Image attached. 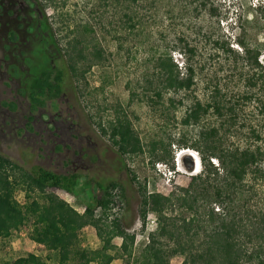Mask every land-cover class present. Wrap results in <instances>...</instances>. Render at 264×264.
<instances>
[{
    "label": "trees",
    "instance_id": "1",
    "mask_svg": "<svg viewBox=\"0 0 264 264\" xmlns=\"http://www.w3.org/2000/svg\"><path fill=\"white\" fill-rule=\"evenodd\" d=\"M67 1L42 0L46 7ZM261 4L264 9V0ZM157 11L155 0H72L67 7H61L57 13L61 16V25L56 34L68 31L61 40L67 43V65L73 78L88 82L87 72L109 60L107 45L101 43L95 25L111 32L119 46L118 55L131 59L144 46L132 41L159 16ZM90 19L94 20L93 24ZM90 30L95 33L94 37L87 35ZM179 38L184 44L180 50L185 57L186 72L179 68L171 49L150 45L153 52L143 60L144 77L137 81L138 84L145 81L143 93L155 103L154 107L164 104L165 95L170 92L183 95L179 101L173 96L169 98L174 108L185 105L180 124L174 128L177 130H168L172 119L164 110L168 121L163 123L160 137L151 141V147L146 145L124 105L98 101L99 93L94 100L96 93L87 91L92 95L87 99L90 119L123 156L146 155L154 167L164 162L174 171L177 167L174 147L193 148L202 158V169L192 175L190 183L178 185L169 193L150 190L148 179L142 183L133 174L132 180L138 184L140 194V230H146L150 215L159 222L156 231L150 232L138 264H168L174 258H179L180 264H264L262 48L260 44L239 39L243 52L234 60L248 90L238 97L223 98L221 81L209 77L205 78V84L213 85V98L185 104L200 83L205 63L197 60L198 46L190 44L185 36ZM215 44L226 56H231L233 49L229 44L222 45L220 41ZM112 53L109 55L113 56ZM63 81L64 70H44L31 84L33 103L41 106L47 100L60 97ZM134 84L135 81H130L129 86L135 95L138 88ZM254 87H258V92L254 93ZM253 99L259 116L256 123L247 121L252 116L242 105V101ZM214 115L222 120L220 126L213 123ZM248 126L249 133L241 130ZM231 132L247 135V143H240V137L232 139ZM80 186L77 173H58L43 167L30 171L0 153V238L11 237L30 226L33 240L46 245L47 251L45 255L28 253L2 258L0 264H113L116 257L110 246L116 242L118 229L124 232L120 249L126 255V264H131L138 233L124 225V187L115 181L107 185L97 183L83 211L67 204L54 190L77 194ZM217 205H220L218 210ZM117 207L118 213L112 217ZM89 227L96 231L103 244L99 260L93 259L83 245Z\"/></svg>",
    "mask_w": 264,
    "mask_h": 264
},
{
    "label": "rangeland",
    "instance_id": "2",
    "mask_svg": "<svg viewBox=\"0 0 264 264\" xmlns=\"http://www.w3.org/2000/svg\"><path fill=\"white\" fill-rule=\"evenodd\" d=\"M70 1L72 0L46 7L42 0H36L44 12V17L39 18L36 15L34 26L29 28L31 32L18 30L19 41L16 46L13 49H5L2 53L0 153L30 171L43 167L58 173H77L81 185L77 194L60 189L54 190L67 204H74L81 211L90 201L97 183L101 182L104 185L114 181L121 183L124 187L122 213L124 225L138 233L131 264H138L149 240V234L156 231L159 222L155 216L150 215L146 230H140L142 228L140 194L138 184L132 180L133 174H136L142 183H146L145 180L148 179L150 190L158 189L163 193H169L178 185L187 186L192 175L201 171L202 165L198 172L190 174L178 167L174 171L164 162H158L154 167L146 155L123 156L118 147L114 146L90 119L87 99L90 100L92 95L87 91L96 93L94 100L99 93L98 101L102 100L115 106L124 105L146 145L151 147V141L160 137L163 132L162 125L168 121L163 115L165 111L169 112L172 119L168 130H173L180 124V119L185 113V105L182 104L179 108L172 107L169 98L173 96L179 101L183 95L170 92L165 95L164 104L154 107L155 103L149 101L143 93L145 81L142 80V84L137 83L138 79L144 77L143 60L153 52L149 49L150 45L159 46L160 49H171L176 63L184 73L185 57L180 50L184 44L179 37L185 36L190 44L198 46L197 60L201 64L205 63V66L199 78L200 83L194 89L190 100H185V104L191 103V100L200 99L204 102L213 98L215 94L212 92L213 85L205 84L209 77L214 81H221L223 98L228 99L235 95L238 97L240 93L248 90L234 60L243 52L239 39L260 44L262 48L260 63L264 66V9L261 0H254L253 4L250 0H155L159 16L138 35L137 39H133L132 44L143 43L144 46L137 50L131 59L124 54L116 53L119 46L111 32L107 33L103 29L100 30L99 26H94L97 34L101 36V43L107 45L109 60L87 72L88 82H78L68 69L65 53L67 43L61 40L68 31L62 30L56 34L61 25L58 10L63 6L67 7ZM84 18L87 20L90 17ZM20 19L19 23L25 28V21ZM90 23L93 24L94 20L90 19ZM87 35L94 37L95 33L90 30ZM216 41H220L222 45L229 44L233 49L231 56H226L217 47ZM111 51L113 56L109 55ZM47 69L64 70L63 92L57 99L47 100L43 105L36 106L31 98V84ZM130 81H135L134 87L138 88L135 95L129 86ZM253 91L258 92V87H254ZM262 95L264 98V93ZM242 105L252 116L248 117L247 121L258 122L256 100L242 101ZM167 108L169 110H166ZM96 110L95 108L94 111ZM212 121L219 126L222 122L216 115L212 116ZM241 130L249 133L250 126ZM231 134L234 140L240 137V143L245 144L248 141L247 135L232 132ZM174 148L177 153L182 149H188ZM213 161L216 165L219 164L217 159ZM219 206H216L217 210ZM113 212L112 217L118 213V207ZM115 235L116 242L110 246L116 257L113 264H126V255L120 249L124 232L118 229ZM83 245L93 259L99 260L102 257L103 244L92 227L86 230ZM46 252V245L37 244L33 240L30 226L24 227L11 237L0 238V259L19 257L28 253L45 255ZM168 264H180V259L174 258Z\"/></svg>",
    "mask_w": 264,
    "mask_h": 264
},
{
    "label": "flooded vegetation",
    "instance_id": "3",
    "mask_svg": "<svg viewBox=\"0 0 264 264\" xmlns=\"http://www.w3.org/2000/svg\"><path fill=\"white\" fill-rule=\"evenodd\" d=\"M36 0H0V85L2 84V53L5 49H13L19 41L18 30L31 32L36 15L44 17V12L38 6ZM21 18V19H20ZM24 20L26 27L23 28L19 20ZM39 20V27H40ZM4 34L6 37L4 38ZM5 40V42H4Z\"/></svg>",
    "mask_w": 264,
    "mask_h": 264
},
{
    "label": "water",
    "instance_id": "4",
    "mask_svg": "<svg viewBox=\"0 0 264 264\" xmlns=\"http://www.w3.org/2000/svg\"><path fill=\"white\" fill-rule=\"evenodd\" d=\"M180 163L182 169L190 174H194L200 170V156L194 150L183 153L180 156Z\"/></svg>",
    "mask_w": 264,
    "mask_h": 264
},
{
    "label": "clouds",
    "instance_id": "5",
    "mask_svg": "<svg viewBox=\"0 0 264 264\" xmlns=\"http://www.w3.org/2000/svg\"><path fill=\"white\" fill-rule=\"evenodd\" d=\"M189 149V148H188ZM183 150V149H182ZM182 150H180L178 153H177V167H178V169H181L180 167H181V163H180V166L178 165V159L180 160V154H181V152H182ZM196 152V151H195ZM198 152V151H197ZM197 154V153H196ZM199 156H200V153H199ZM202 165V158L200 157V166Z\"/></svg>",
    "mask_w": 264,
    "mask_h": 264
},
{
    "label": "bare ground",
    "instance_id": "6",
    "mask_svg": "<svg viewBox=\"0 0 264 264\" xmlns=\"http://www.w3.org/2000/svg\"><path fill=\"white\" fill-rule=\"evenodd\" d=\"M187 151H189V149H183L180 155H182L183 153H185ZM180 168L182 169V167H180Z\"/></svg>",
    "mask_w": 264,
    "mask_h": 264
},
{
    "label": "built area",
    "instance_id": "7",
    "mask_svg": "<svg viewBox=\"0 0 264 264\" xmlns=\"http://www.w3.org/2000/svg\"><path fill=\"white\" fill-rule=\"evenodd\" d=\"M196 153L199 156V152L196 151ZM178 165L180 166V160L179 159H178Z\"/></svg>",
    "mask_w": 264,
    "mask_h": 264
}]
</instances>
